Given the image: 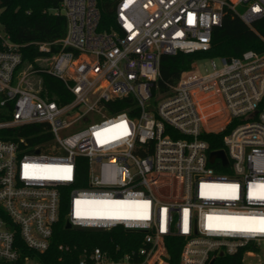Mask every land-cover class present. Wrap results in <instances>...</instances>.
<instances>
[{"label": "built area", "instance_id": "obj_1", "mask_svg": "<svg viewBox=\"0 0 264 264\" xmlns=\"http://www.w3.org/2000/svg\"><path fill=\"white\" fill-rule=\"evenodd\" d=\"M60 9V48L38 67L21 69V46L0 24V264H39L28 252L49 248L63 208L70 228L143 234L137 263L95 247L78 264H169L170 240L181 242L177 264H264V232L237 230L264 220V51L218 56L205 73L194 62L167 91L157 85L161 57L207 50L227 12L259 35L264 0H115V23L102 31L96 0ZM44 74L70 100L50 97ZM30 124L46 125L48 144L28 141ZM219 132L223 148L210 149L204 135ZM214 150L225 165L210 161Z\"/></svg>", "mask_w": 264, "mask_h": 264}, {"label": "trees", "instance_id": "obj_2", "mask_svg": "<svg viewBox=\"0 0 264 264\" xmlns=\"http://www.w3.org/2000/svg\"><path fill=\"white\" fill-rule=\"evenodd\" d=\"M100 12L98 30H109L114 25L113 0H96ZM61 0H0V24L9 34L12 41L19 44L22 65L32 64L38 67L37 58L51 55L60 47L58 40L66 31V20L60 9ZM258 34L264 37V17L253 24ZM210 47L207 50L193 52L179 51L172 55H163L160 61V76L157 80L161 92L169 89L182 71L190 69L193 63L202 57L238 56L247 49L264 51V41L241 19L225 13L221 24L215 26L211 32ZM50 43L49 51L38 49V43ZM43 85L47 88L50 97H59L64 93V84L52 76L43 75ZM71 96L61 97L62 101L70 100ZM130 98L118 100L112 109L123 110L127 107ZM224 132L208 133L204 138L210 149H222L221 138ZM28 141L36 143H49V133L44 124H30L24 131ZM78 173L84 177L86 173V160L84 157L77 159ZM76 185H81L76 183ZM64 208L54 232L49 248L42 253L28 252L35 255L39 264H78L82 251L90 252L98 247L105 253L109 260L118 261L125 254L131 255V262L140 261L137 250L141 246L143 234L138 231H128L122 227L109 230H93L82 228H65L63 216ZM180 241L168 242L170 263L177 264L180 253ZM62 245V248L58 246ZM67 247V248H66ZM219 262L234 263V258L222 257Z\"/></svg>", "mask_w": 264, "mask_h": 264}, {"label": "rangeland", "instance_id": "obj_3", "mask_svg": "<svg viewBox=\"0 0 264 264\" xmlns=\"http://www.w3.org/2000/svg\"><path fill=\"white\" fill-rule=\"evenodd\" d=\"M113 2H115V0H113ZM214 60L216 62L217 65H219V58L218 56H214V57H202V58H199L198 60L195 61V67L193 68L194 72H198V73H205L207 71H210L212 69L211 67V61ZM25 67L22 65L21 66V69H24ZM213 111H216V105L213 106ZM209 110H204L203 113L204 114H207ZM95 121H98L99 119H101V116L97 115L93 118ZM217 120V117H211V118H208V123H210L212 126L215 125V122ZM85 126V123H82V124H77V125H74L72 127H70L69 129L65 130L64 132L65 133H72L82 127ZM261 262H264V255H260L259 256ZM260 260H258V258H251L250 261L254 262V263H259Z\"/></svg>", "mask_w": 264, "mask_h": 264}, {"label": "water", "instance_id": "obj_4", "mask_svg": "<svg viewBox=\"0 0 264 264\" xmlns=\"http://www.w3.org/2000/svg\"><path fill=\"white\" fill-rule=\"evenodd\" d=\"M210 161H213V158H216V157H218V158H220L221 159V161H222V164H226L227 163V158H226V155H225V153H224V151L223 150H214V151H212L211 153H210ZM65 228H67V229H70V224H69V222H67L66 224H65ZM212 263V262H211ZM210 263V264H211Z\"/></svg>", "mask_w": 264, "mask_h": 264}, {"label": "snow or ice", "instance_id": "obj_5", "mask_svg": "<svg viewBox=\"0 0 264 264\" xmlns=\"http://www.w3.org/2000/svg\"><path fill=\"white\" fill-rule=\"evenodd\" d=\"M261 188H264V185L260 186ZM260 199H264V195H260L259 196ZM209 219L211 220L212 218L209 217ZM238 219H242V220H247V219H251V218H238ZM259 224L261 225L259 228L257 229H252V228H244V229H237L240 231H260V232H264V220H260Z\"/></svg>", "mask_w": 264, "mask_h": 264}]
</instances>
